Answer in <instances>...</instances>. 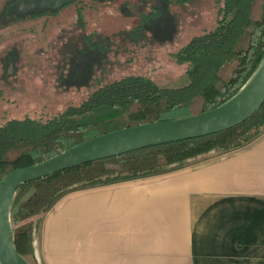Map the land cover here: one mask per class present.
<instances>
[{"label":"trees","instance_id":"trees-1","mask_svg":"<svg viewBox=\"0 0 264 264\" xmlns=\"http://www.w3.org/2000/svg\"><path fill=\"white\" fill-rule=\"evenodd\" d=\"M193 1L169 0L167 10L177 21L181 12L194 9ZM150 2L116 0L117 7H127L131 13L120 15L130 24H123L109 36L99 31L97 24L89 23L87 18L91 17H84L83 9L77 6L75 20L68 25L71 32L60 30L49 41L48 47L55 41L58 44V48L52 46L58 51L52 77L58 79L70 69L73 50H97L106 54L105 62L96 66L80 88L83 94L77 104L62 105L55 114L45 110L21 119L0 116V180L16 169L39 164L109 132L212 110L234 96L260 64L264 56V0H218L214 26L168 56L184 69L182 83L160 84L146 74L105 78V66L114 64L115 57L123 56L130 46H156L147 26L160 10ZM6 3L0 0V43L24 33L43 34L48 21L57 20V27L59 16L67 13L60 12V7L25 16L7 15ZM90 8L94 9L92 5ZM7 28L11 30L8 33ZM18 64L14 76L19 73ZM97 71L100 77L95 75ZM263 134L264 103L252 118L227 131L85 164L22 185L10 211L16 250L23 257L33 256L34 235L43 218L70 193L165 174L244 148Z\"/></svg>","mask_w":264,"mask_h":264},{"label":"crops","instance_id":"crops-1","mask_svg":"<svg viewBox=\"0 0 264 264\" xmlns=\"http://www.w3.org/2000/svg\"><path fill=\"white\" fill-rule=\"evenodd\" d=\"M36 242L39 264H264V134L165 174L70 193Z\"/></svg>","mask_w":264,"mask_h":264},{"label":"rangeland","instance_id":"rangeland-1","mask_svg":"<svg viewBox=\"0 0 264 264\" xmlns=\"http://www.w3.org/2000/svg\"><path fill=\"white\" fill-rule=\"evenodd\" d=\"M35 1L37 0H14L7 6V15H20L18 7L21 3ZM217 1L194 0V9L181 12L177 21L169 14L167 5H161L162 16L151 25L152 38L156 46L149 44L138 47L130 46L123 56L115 57L114 64L105 66L104 77L114 80L125 75L146 74L160 84L182 83L184 69L176 66L168 56L192 37L202 34L214 26ZM89 17H91L87 18L89 23L97 24L99 31L106 36L116 32L119 27L122 28L123 24L126 26L130 24L112 8L105 12L93 13ZM58 20L60 24L57 27L55 26L57 20L48 21L49 25L43 34L24 33L0 43L1 117L7 114L9 117L21 119L27 115H38L45 110L48 114H55L62 105L66 106L69 102L77 104L83 94V89L80 88L87 84L96 66L105 62L106 54L97 50H89L75 57L70 69L61 76L62 78H53L52 73L57 63L56 54L58 51L52 46L56 45L58 48V44H55V41L48 47L49 41L54 39L60 30L66 31L67 34L70 33L68 25L74 22V18L69 12H63ZM27 25L31 24L27 23ZM9 29H6V33ZM46 39L47 41H45ZM17 63H19V73L14 76ZM2 70H4V79H1ZM100 74L99 71L95 73L97 77H100ZM10 77L13 79L7 80ZM27 261L30 264H35L30 257H27Z\"/></svg>","mask_w":264,"mask_h":264},{"label":"water","instance_id":"water-1","mask_svg":"<svg viewBox=\"0 0 264 264\" xmlns=\"http://www.w3.org/2000/svg\"><path fill=\"white\" fill-rule=\"evenodd\" d=\"M67 0H37L21 3V16L27 12L56 10ZM7 71V70H6ZM8 72L6 75L8 76ZM264 103V56L245 85L220 106L186 118L141 124L109 132L39 164L16 169L0 180V264H30L15 247L10 211L18 188L22 185L52 177L79 166L120 157L148 148L174 144L215 135L252 118ZM36 237L32 246L39 264Z\"/></svg>","mask_w":264,"mask_h":264},{"label":"flooded vegetation","instance_id":"flooded-vegetation-1","mask_svg":"<svg viewBox=\"0 0 264 264\" xmlns=\"http://www.w3.org/2000/svg\"><path fill=\"white\" fill-rule=\"evenodd\" d=\"M115 1L116 0H67L66 2H64L60 7L62 8L60 12L63 11H67L70 13V15H73V18L75 20L76 17V13H77V6H81L80 8H82V14L84 17H86L87 15H91L93 13H101V12H105L107 11L109 8L114 9L116 12H118L120 15L121 14H125L126 16H131V13L128 12L127 7H117L115 5ZM150 5L151 6H155L160 10V13L158 15L157 18H150L149 20V24L147 26V30H148V34H149V38H152V33H151V25L155 22H157L161 16H162V10H161V5H167V1L169 0H150ZM12 2H14V0H7V3L5 4V10L7 9V6L9 4H11ZM93 3V4H90ZM93 6L94 9H91L90 6ZM44 11V10H43ZM51 11V10H50ZM29 12H27L26 14H28ZM20 14V12H19ZM24 14V15H26ZM21 15V14H20ZM72 39L74 38V35L71 36ZM90 50H94V49H90ZM89 50H84L83 52H86ZM81 52V53H83ZM77 51L73 50V58H72V62L75 59V57L78 54H81Z\"/></svg>","mask_w":264,"mask_h":264}]
</instances>
